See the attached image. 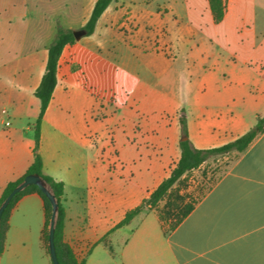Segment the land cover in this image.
Wrapping results in <instances>:
<instances>
[{
	"label": "rangeland",
	"instance_id": "374dc122",
	"mask_svg": "<svg viewBox=\"0 0 264 264\" xmlns=\"http://www.w3.org/2000/svg\"><path fill=\"white\" fill-rule=\"evenodd\" d=\"M181 1L114 0L96 24V33L82 37L94 54L92 66L71 78L62 102L54 103L57 112L50 114L43 134L61 136L59 151L69 172L84 175L108 164L132 188L151 189L172 168V147L184 138L181 119L189 134L197 127V118L205 116L201 127L207 143L217 147L232 141L226 140L229 136L243 135L264 116L257 87L243 89L229 77L227 52L208 41L250 37L240 26L242 18L254 22L255 36L264 38V0H236L232 19L220 24L210 21V12L203 13L204 0H185L196 25L194 34L185 30V20L176 21L166 12V7ZM94 3L0 0V136L33 139L38 101L25 94V106L20 107L21 78L15 70L35 59L33 73L38 75L57 28L82 30ZM234 157L235 153L212 157L172 187L153 211L164 218L166 229L205 194ZM50 215L49 204L46 233ZM31 225L37 234L39 214ZM38 247L36 242L29 264H48V255Z\"/></svg>",
	"mask_w": 264,
	"mask_h": 264
},
{
	"label": "crops",
	"instance_id": "0c3cea01",
	"mask_svg": "<svg viewBox=\"0 0 264 264\" xmlns=\"http://www.w3.org/2000/svg\"><path fill=\"white\" fill-rule=\"evenodd\" d=\"M235 1L227 0L220 23L232 19ZM167 11L174 20L186 21L187 33L196 32L185 0L177 6L166 7ZM202 11L210 12L209 19L216 24L207 0ZM247 24L250 27H246ZM97 25L90 37L96 33ZM240 26L251 36L229 38L223 43L208 41L227 52L228 76L243 89L257 87L264 100V38L255 36L254 22L242 18ZM93 58L94 54L82 43V38L63 49L58 62L57 85L41 124L38 150L43 173L64 184L62 239L76 260H84L85 264H264V132L196 199L193 209L173 230L167 231L152 210L143 211L127 225L112 230L126 212L147 199L161 181L151 189L144 185L132 188L121 173H115L108 164L98 165L95 172L87 171L84 175L71 173L67 160L60 155L61 136H43L50 124V114L57 112L54 103L57 106L62 102L71 78L86 73ZM31 61L20 71L15 70L21 78V108L26 103L25 94L34 96L45 71L46 61L42 60L39 74L34 75L36 60ZM197 119V127L189 132V139L197 149L211 148L207 133L201 127L206 118ZM235 137L229 136L226 140ZM33 147V139L27 136H0V197L8 183L26 173L33 161ZM171 154L173 167L179 158V145L172 147ZM120 167L123 169L122 164ZM165 176L167 173L163 179ZM29 187L7 214V228L0 241V264H29L36 242L41 252L48 255L50 264L44 237L47 204L37 190ZM36 214L41 218L37 234L31 225Z\"/></svg>",
	"mask_w": 264,
	"mask_h": 264
},
{
	"label": "trees",
	"instance_id": "16d2710c",
	"mask_svg": "<svg viewBox=\"0 0 264 264\" xmlns=\"http://www.w3.org/2000/svg\"><path fill=\"white\" fill-rule=\"evenodd\" d=\"M114 0H95L94 6L92 8L91 14L82 27V30L85 32V36H91L94 31L96 24L108 6ZM209 9L211 11L212 19L214 23H220L225 15L227 8V0H207ZM76 43V40L71 31H65L61 28H57L55 37L52 43L47 48V58L45 64V71L41 77L40 83L34 92L35 98L39 101V113L34 124V147H33V161L26 173L22 178L15 182L8 183L5 189L3 190L0 197V204L9 194V192L20 183L23 178L27 175L33 174L41 177L48 185L50 191L55 196L59 209L57 222L54 233V244L56 255L59 264H85V261L82 260L78 262L72 253L71 248L63 242V225L65 212L62 205V199L64 195V184L61 181H56L51 176L45 175L43 173V162L42 158L38 152L40 146V130L43 117L47 111L49 103L52 99L54 89L57 85V68L59 58L62 54L63 49L67 45H73ZM182 127L181 135L185 137V140L179 141V158L174 166L171 168L168 176L164 178L161 183L151 192L149 197L145 199L139 206L126 212L124 218L119 222L112 230L118 229L124 225H127L133 218L139 215L144 209L156 211L158 204L162 201L172 189V187L183 177L189 175L193 171L200 168L207 160L216 156H225L232 153H235V159L239 154L243 153L248 149L251 143L257 138L258 135L264 132V116L259 117L256 125L251 128L249 131L243 135L237 137L236 139L217 147H211L207 149H197L191 143L186 129V120L183 118L180 120ZM29 188H34L42 196L47 204V220L49 216V202L46 197L38 190L35 186H30ZM27 189L18 193L11 200L7 208L5 209L0 223V241L3 238L5 230L7 228V214L14 203L26 193ZM195 201L186 208L182 216L175 220L166 230H173L193 209V204ZM161 223L164 226V218L161 215H158ZM3 230V234H2ZM45 242L48 239V233L45 232ZM47 252L48 246H46ZM1 252V249H0ZM50 264H52L50 260Z\"/></svg>",
	"mask_w": 264,
	"mask_h": 264
},
{
	"label": "water",
	"instance_id": "95a60500",
	"mask_svg": "<svg viewBox=\"0 0 264 264\" xmlns=\"http://www.w3.org/2000/svg\"><path fill=\"white\" fill-rule=\"evenodd\" d=\"M74 38L76 41H79L83 36H85V32L83 30H78L72 32ZM186 138H182L181 140H185ZM29 186H35L38 188V190L46 197L48 200L50 206H51V215L49 220V226H48V239H47V246L49 251V256L52 264H59L56 250H55V244H54V233H55V227L57 222V216H58V209L59 205L58 202L53 195V193L50 191L47 183L39 176L37 175H27L23 178V180L18 183L6 196V198L1 202L0 204V223L2 215L11 202V200L14 198L15 195L18 193L24 191Z\"/></svg>",
	"mask_w": 264,
	"mask_h": 264
}]
</instances>
